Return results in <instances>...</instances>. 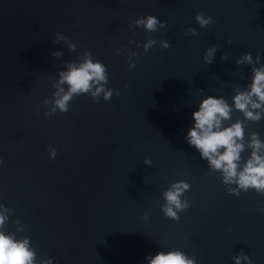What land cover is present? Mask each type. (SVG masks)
I'll list each match as a JSON object with an SVG mask.
<instances>
[{
    "label": "water",
    "instance_id": "water-1",
    "mask_svg": "<svg viewBox=\"0 0 264 264\" xmlns=\"http://www.w3.org/2000/svg\"><path fill=\"white\" fill-rule=\"evenodd\" d=\"M200 13L214 22L201 28ZM147 15L165 27H136ZM58 32L75 52L53 43ZM147 39L157 43L144 51ZM85 52L106 66L112 98L74 96L67 112L46 116L58 71ZM245 53L264 64V0H0V205L10 209L0 231L30 237L35 264H147L175 249L196 264H235L241 252L264 264V194H229L236 185L186 140L192 113L215 96L232 108L222 127L243 122L238 171L251 134L264 142V116L246 119L233 103L251 82L252 66L236 64ZM249 110L264 115V106ZM179 180L190 207L173 221L161 205Z\"/></svg>",
    "mask_w": 264,
    "mask_h": 264
},
{
    "label": "clouds",
    "instance_id": "clouds-1",
    "mask_svg": "<svg viewBox=\"0 0 264 264\" xmlns=\"http://www.w3.org/2000/svg\"><path fill=\"white\" fill-rule=\"evenodd\" d=\"M201 28L214 22V18L208 16L205 18L203 13L195 17ZM136 27H143L147 32H156L158 28H164L165 24L153 15H147L134 21ZM191 33L197 35L193 28L187 29L185 35ZM66 42L67 48L75 52L77 45L69 42L68 38L61 33H56L53 43L59 44ZM157 41L147 39L143 45L144 51L153 47ZM161 48H168V41H160ZM139 47V45H137ZM217 48L213 45L206 49L204 60L207 64L213 63V57ZM52 55L60 57L62 52H54ZM136 56L137 53H133ZM222 61L227 60V56L221 57ZM129 69L135 67V61L129 58ZM237 65H250L251 82L247 85L248 91H240L233 97L235 108L244 113L246 119L259 121L262 116L260 112L249 110L259 109L264 106V64H260L259 55L254 61L251 53L242 54L237 60ZM260 64L259 67L254 65ZM58 80L53 87L56 91L53 93L51 100H45L44 104H51L49 111L45 112L46 116H51L59 110L65 113L69 110V104L74 96L87 94L90 95L94 102L102 96L108 101L113 96V89L107 88L108 73L106 66L99 60H94L90 52H85L82 60L72 61L65 64L64 70L57 73ZM67 86L65 89L64 86ZM119 95V92L116 93ZM253 97L256 100H253ZM259 101V102H257ZM232 108L223 98L207 96L199 103L198 110L192 113L194 123L188 129L186 134L187 143L194 147L200 154V158L207 160L210 168L220 170L223 173L222 183L226 185L235 184L236 187H230L227 192L231 195L238 196L240 190L247 192L249 189H255L259 194H264V156L259 155L261 148H264L258 134H251L250 147L253 151L250 158L244 162L242 170L238 171L241 153L244 151V144L237 143L238 140L244 139V127L242 121H237L228 127H222V120L230 119ZM39 112V109H37ZM48 152L51 159L56 156V150L49 146ZM143 163L151 166L152 161L145 159ZM190 190V185L179 180L173 182L171 186L164 191L163 199L165 203L161 205V211L166 218L173 221H179L178 213L184 212L190 207L187 199H182L184 193ZM0 207H4L0 205ZM10 211L4 207V212H0V228L4 226L6 216L4 213ZM23 230V229H21ZM235 264H241L242 261L251 264L248 255L241 252L239 255L232 257ZM147 264H196L195 258L188 257L179 249L158 251L154 256L145 257ZM36 252L31 247L30 237L17 239L15 233H5L0 231V264H35ZM39 264H53L51 258L40 260Z\"/></svg>",
    "mask_w": 264,
    "mask_h": 264
}]
</instances>
